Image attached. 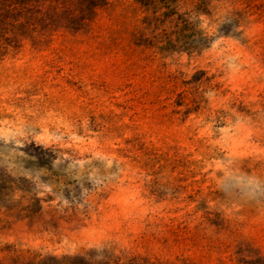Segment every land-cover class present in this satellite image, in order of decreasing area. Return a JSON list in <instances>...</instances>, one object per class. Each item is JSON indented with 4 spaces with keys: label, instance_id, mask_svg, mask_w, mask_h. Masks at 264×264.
Instances as JSON below:
<instances>
[{
    "label": "rangeland",
    "instance_id": "rangeland-1",
    "mask_svg": "<svg viewBox=\"0 0 264 264\" xmlns=\"http://www.w3.org/2000/svg\"><path fill=\"white\" fill-rule=\"evenodd\" d=\"M34 1L0 33V264H264V0ZM180 15L202 50L161 49Z\"/></svg>",
    "mask_w": 264,
    "mask_h": 264
},
{
    "label": "trees",
    "instance_id": "trees-1",
    "mask_svg": "<svg viewBox=\"0 0 264 264\" xmlns=\"http://www.w3.org/2000/svg\"><path fill=\"white\" fill-rule=\"evenodd\" d=\"M135 1L141 4V6L145 8L147 12L150 10H153L155 14L159 12V5L167 3V0H135ZM34 2L36 1L34 0H0V33L1 34L4 33L5 30H7V27L9 25L15 26L16 25L15 22H18L21 19V17H23L24 15L30 17L27 23H29L33 19H37V14L40 12V10H38L37 6H34L33 4ZM107 3H108V0H95L93 2L87 3L81 9L80 19L85 20L87 13L95 14L98 7L105 6ZM164 16L167 18L168 13L164 14ZM164 22L165 20H163L161 16L159 17L147 16L145 18V23H148L149 25L154 24L155 29L158 27V24L161 26L164 24ZM19 26H24V25L21 23ZM191 26L192 25L189 22V20L184 15H180V17L178 18L176 27L178 29L177 34L179 35V37H181V40L185 38H189L188 32L190 31ZM1 34H0V37L3 36ZM171 37H172V33L171 34L167 32L164 33V39H165L166 44L165 46L161 47L162 50H166L169 48H180L188 52H194V51L202 50V48L205 46V42H202L203 40H200L197 43H191V44H189L185 40L174 43ZM153 44L154 42H151V45ZM14 262L15 264H31V262H25L24 259L20 257H18ZM40 263L41 262L36 263V264H40Z\"/></svg>",
    "mask_w": 264,
    "mask_h": 264
}]
</instances>
